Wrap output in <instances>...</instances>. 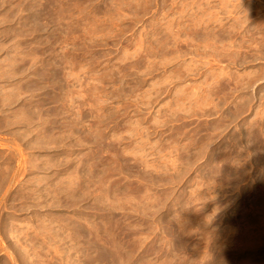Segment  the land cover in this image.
<instances>
[{"label":"rangeland","instance_id":"rangeland-1","mask_svg":"<svg viewBox=\"0 0 264 264\" xmlns=\"http://www.w3.org/2000/svg\"><path fill=\"white\" fill-rule=\"evenodd\" d=\"M261 3L0 0V264H64L80 214L114 264H264Z\"/></svg>","mask_w":264,"mask_h":264},{"label":"bare ground","instance_id":"bare-ground-1","mask_svg":"<svg viewBox=\"0 0 264 264\" xmlns=\"http://www.w3.org/2000/svg\"><path fill=\"white\" fill-rule=\"evenodd\" d=\"M263 7L264 4L261 3V5L257 8L260 14L263 12ZM254 8V5L250 4L249 10ZM249 21L250 20L248 19L239 23L243 28H245V34H250L253 39L261 38L260 42L264 43V16L260 21L255 20L251 23ZM236 27L237 25L233 24L230 28L236 29ZM191 29L188 32L187 40H199L205 42L211 40L214 46L221 43L224 45V41L222 39L220 40V38H224V36H221L222 34L220 33H215L212 30L193 32ZM253 43H257V45L261 44L258 42ZM230 47L235 50V52L232 53V57L230 58H237L239 56L240 50L243 48V43H240L238 46H235L232 43ZM244 63L245 61H241V64ZM218 74H220V72ZM221 76L222 80L226 81L227 84L223 83L222 87L220 86L217 88L215 92H210V95L211 97L218 95L221 100H225L229 93L234 92L233 88H229L230 84H228L232 77L230 74L226 73L225 70H221ZM227 88L229 89L227 90ZM221 94L223 97L220 96ZM258 148L259 152L263 154L262 146ZM48 161L51 163L54 161V159H48ZM111 211H113V208H111ZM74 219V221H67L65 227H67L69 231L65 236L60 235L64 230V228H61L60 226L57 227V229H48L49 231H54L55 240L60 241L61 244L64 243L69 244V246H73L64 247L66 255V261L64 264H114L113 261L111 262V258H115V251H117V248L120 246L118 240L120 237H123V233L120 231L118 232V227H116L115 224L107 223V227H103L104 229H96L92 224L89 223V218L85 217L84 214L77 215ZM58 224L61 225L62 222H58ZM100 232L103 234L102 237L99 234ZM100 245L102 247H100ZM119 248V250L122 251V247ZM74 253H77L78 256L77 254L73 255ZM125 261V258H122L119 264H127Z\"/></svg>","mask_w":264,"mask_h":264}]
</instances>
